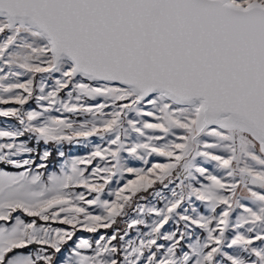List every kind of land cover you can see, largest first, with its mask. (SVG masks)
I'll return each mask as SVG.
<instances>
[{
	"label": "snow or ice",
	"instance_id": "obj_1",
	"mask_svg": "<svg viewBox=\"0 0 264 264\" xmlns=\"http://www.w3.org/2000/svg\"><path fill=\"white\" fill-rule=\"evenodd\" d=\"M0 264H264V0H0Z\"/></svg>",
	"mask_w": 264,
	"mask_h": 264
},
{
	"label": "rangeland",
	"instance_id": "obj_2",
	"mask_svg": "<svg viewBox=\"0 0 264 264\" xmlns=\"http://www.w3.org/2000/svg\"><path fill=\"white\" fill-rule=\"evenodd\" d=\"M70 155H83L86 152V149L84 148H72V149H67ZM86 235V234H85Z\"/></svg>",
	"mask_w": 264,
	"mask_h": 264
}]
</instances>
